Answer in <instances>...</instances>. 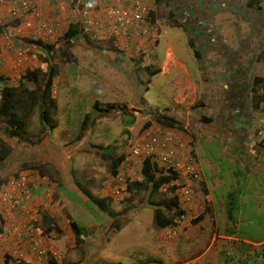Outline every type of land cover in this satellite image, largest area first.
<instances>
[{
    "label": "rangeland",
    "instance_id": "374dc122",
    "mask_svg": "<svg viewBox=\"0 0 264 264\" xmlns=\"http://www.w3.org/2000/svg\"><path fill=\"white\" fill-rule=\"evenodd\" d=\"M150 1L148 0V5L152 8ZM224 1L227 3V0ZM163 7H161V15L156 17V26L153 25L156 27L157 36L153 39L143 38L142 53L132 58H129L121 47L113 43V36L91 38L79 34L72 39L60 37L55 41L45 40L51 47L43 49L46 51V56L51 58L55 73L52 77V86L48 93L45 92L47 97L43 96L42 102L48 105L51 114L50 122H53L55 127L45 126V129H42V125H39V108L35 104L27 131L24 134L20 132L16 134L21 136L19 142L22 147H30L36 141L35 137H40L38 142L42 140L44 144L49 143L52 147L60 148L61 151L64 149L68 156L63 159L60 172L64 171L65 174V167L69 168L72 165L71 173L67 172L66 175L69 187L66 188L63 178H57L54 182L50 177L45 179L44 184L52 192V198L46 191V207L41 211L39 209V213L43 212L44 215L52 216L57 220L60 235L58 237L42 235L38 232L36 223L37 233L43 237L49 236L48 246L56 250L59 255L58 259L53 257L56 264H62L66 256L72 259L73 252L76 258L79 257L78 248L82 246L88 247L86 251L91 258L106 260L109 264H124L128 261L129 264H234L244 255L239 253L243 249L241 244L244 245L243 242H246L243 240L250 242L264 240V155L256 162L251 160L252 166L245 164L238 167L229 157L238 151L233 145L235 139L231 138L227 143V138L231 136V133L225 129L220 131L218 136L199 137L194 142L195 163H197L195 166L199 171V177L201 178V172L204 175L205 182L193 183V191L188 195V201L185 199L184 203L178 201L181 208L187 203L191 212H184L182 220L172 226L173 228L165 226L158 229L153 220L154 204L164 208V212L169 208L170 211L172 210L168 200L173 196V190H167V187L159 188V186L156 193L147 197V190L144 186L134 185L132 187L133 184H130L142 178L140 169L128 180L124 195L110 194L112 192L110 186L112 158L127 154L142 132L152 124L158 126L159 129H164L154 124L155 114L171 115L172 107L176 108V111L179 110V106L174 105L175 97L179 94L176 88L171 87V84L177 85L178 78H181V84H184L186 80L195 83L197 88L210 85L211 82L204 67L210 62L211 57L209 55L202 57L204 49L202 46L206 42V34L200 35L197 32L194 38V35L187 30L182 7L171 9V14L168 16L166 14L164 16L166 10ZM18 8L21 10L20 7ZM217 16L224 17L227 26H233L232 30L230 29L231 33L226 32L224 43L220 40L217 44L219 48L216 50L220 52V59L219 54L218 58H216L217 55L213 58L218 59L219 62L216 64L220 68L229 71L226 75L235 76L239 73L236 72L238 68L235 65L238 62L234 64L233 58L238 57L241 66H246V64L249 65L248 55L251 56L252 53L261 51V47L255 50L253 48L254 51H248L249 53L239 56V52L235 51L243 48L239 42L247 37L252 46L255 38L262 39V36L259 33L256 36L252 34L251 29L247 28L248 24H244L243 20L238 22L236 12L231 13L222 9L217 12ZM263 17L264 12L261 16L253 18L259 22L263 20ZM9 21L10 19L6 21L0 18V35L1 27ZM230 21L231 24L228 23ZM248 32L250 34H247ZM262 33L264 34V31ZM237 37L240 41H237ZM209 39L210 37L207 41ZM1 40L0 54L4 53L2 52L4 49L14 57V44ZM262 44L264 45V38ZM226 46L229 47L228 50ZM165 48H169L174 57L182 62L187 70V77H183L180 70L172 65L167 66L166 73L158 68L161 62L160 56ZM33 52L38 54L36 51ZM153 53L156 55V64L153 63L151 57ZM222 53L227 54L228 63L221 59ZM39 64L38 58L27 65L20 63L15 66L14 64V69H17L19 74H11L13 76L8 81V77L1 73L6 78L0 81V87L2 84L16 85L22 74L37 68ZM42 66L45 69L46 64ZM152 68L155 70L152 71ZM42 70L36 71L32 79L30 77L26 79V85L33 87L34 81H37L43 89V73L45 72ZM216 91L224 94L223 90L216 89ZM229 93L231 94L230 90ZM239 99L229 96L227 105L234 103V109L241 115L243 112L242 107H238ZM95 100L99 102L98 108L94 106ZM214 100L216 101L205 104L206 108H203V112L207 111L209 104L218 105L217 97ZM243 108L245 113L246 105ZM251 110L257 113L253 105H251ZM234 114H230L232 119ZM232 122L234 121L229 120V123ZM3 126L10 129L5 124ZM258 129L259 127L257 131ZM0 135L7 138L1 131ZM25 136L29 140H26ZM252 137L257 139L258 132L254 130ZM16 138L9 139L11 143H15ZM190 148L193 149L191 145ZM254 148L256 151L261 149L264 152V149L258 145ZM22 154L20 150L19 155ZM14 159L13 162L7 159L5 163L9 164L0 167V178L4 179L3 183L8 177L28 172V170L18 168L20 166L17 162L18 155ZM181 161L184 162V159ZM205 162L213 163V166ZM120 163L121 161L117 163L115 170L121 167ZM48 171L53 170L48 169ZM201 185L208 194L210 211L204 215L202 220L192 223L190 218L204 210L205 196ZM100 186L105 187L103 190L104 193L106 192L105 196L108 198V205L113 214L101 209L87 195L89 193L100 196ZM58 202H61L63 206L58 205ZM196 205L198 206L195 207ZM65 216L71 217L82 232L81 247L72 231L70 235L64 232L67 228L65 226L67 223L63 222ZM222 223L224 227L221 226ZM168 228L173 230L170 233L172 236L165 238L162 231ZM227 231L231 232L227 233ZM69 242L72 243L71 246ZM74 243L76 246L73 245ZM261 244L264 247V242ZM251 245L258 248L260 244ZM147 246L153 251L146 250ZM224 253H233L234 259L225 262ZM51 256L47 252L44 260H47V257L50 259ZM190 259L191 262H188Z\"/></svg>",
    "mask_w": 264,
    "mask_h": 264
},
{
    "label": "crops",
    "instance_id": "0c3cea01",
    "mask_svg": "<svg viewBox=\"0 0 264 264\" xmlns=\"http://www.w3.org/2000/svg\"><path fill=\"white\" fill-rule=\"evenodd\" d=\"M25 1L28 2V6L30 10L28 11L27 9L20 11L19 8H17V10L19 11L18 12L19 15L12 18H9L7 16V12L9 6L11 4H14L13 3L14 0L1 3L0 18L2 20L6 19V21L11 19L10 22L16 20V23L14 25L7 26V28L14 27L16 25L19 26L22 25L21 28L23 30V34L18 37L17 45L22 46L23 49L25 48L24 50L27 49L26 50L27 52L25 53L26 61L23 62L24 65H27L28 63H31L32 60H37L40 54H45L46 51L43 48L45 47L47 48L48 46L51 47L50 44L46 43L44 39H41L43 42L41 40L39 41L42 44L41 43L37 44L36 42L31 41L30 37L28 36L29 33L32 31L33 27L35 26V23L37 24L39 23L36 21H39L41 19L49 20L50 17L56 16L57 18L60 19V24L62 29L60 36L63 37V35L68 31L70 26L75 27L74 32L77 33V31H80L79 21L81 17L79 12L76 13V10H74L73 0H55L54 2H49V3L47 0H25ZM90 1L91 2L88 3V5L90 6H87L84 11V17L93 19L94 21H96L97 24L99 22H104L103 19L105 18V14H104L105 7L101 6L98 8L96 6L98 0H90ZM150 2L152 8H150L151 14L149 16L150 18L152 17L155 26L157 19L156 17L161 15V7L164 6L163 7L164 10H166L164 16L165 14L166 16L170 15L171 9L175 10L177 9L178 6L182 7L183 8L182 13L185 14V17L183 19H185L184 22L186 24L187 30H189V32L194 35V38H196L195 34L197 32L200 33V35L206 34L207 36L206 37L207 43L205 42L203 44L205 45V49L202 52L203 53L202 57L205 58L206 55H209L211 57L210 62L204 66L205 71L210 76V80H211L210 85L207 83L208 85H204L202 87L197 88V85L190 81L185 80V83L181 84V78H178L176 80L177 85L171 84V87L176 88L179 94L178 95L179 97L178 96L175 97V104H174L179 106V110L176 111V108L172 107L170 109L171 115L169 116L172 117L174 120H177L178 123L174 124L173 126L168 125L162 127L170 131H173L176 135H179L181 138H183L189 145L193 147L194 154H195L194 142L199 137L208 138L209 135L218 136L220 131L224 129L228 130V132L231 133V136L227 138L226 142L228 143L231 140V138L235 139L233 145L235 149H238L237 152L242 153L239 155V153L236 152L235 155H231V156L228 155V156L230 157L231 160H234V162L237 164L238 167L243 166L245 164H250L252 166L253 163L251 162V160L256 162L260 160L259 157H262L264 155V152L261 149L260 151L255 150L254 147L256 146L255 145L256 141L255 138L252 137V134H254V129L256 127H260V126L264 127V110L255 108L257 113H255L254 111L252 112L251 105L253 104H250V100L248 99L249 97L248 96L247 99L244 101V104L238 105V107H242L243 110L242 114L245 117L244 122L242 121L240 122V124L233 122V124L231 123V125L229 124L227 126V122H225L224 120L223 110L220 111L218 107L219 106L221 107V104H225V105L229 104V101L228 100L223 101L224 98H223V94H221V91L219 92L216 91V89L223 90V87H221L220 83L223 82L225 78L227 80L231 78L232 80H230L229 89H232V85L235 84L236 81L238 82V85L241 87L240 94L246 96L245 90L243 91L242 87L244 89H249L251 86L250 85L251 81L249 80L252 77V74L250 73L251 66L249 67L241 66L240 60L239 61L236 60L238 61V63L235 64L236 67L238 68L236 72L239 73L237 74L235 73L236 74L235 76H233L232 74H231L232 76L231 75L228 76L226 75V73H229V71L227 69L220 68L216 64V60H214L213 57L219 54L218 51L216 50V48H219L216 45V42L218 40L217 38L219 37L221 38L220 39L221 41H225L226 32H230V29L233 26V25L227 26L225 22V18L224 17L219 18L217 16V12H219L222 9H226L231 13L236 12L238 17V22L243 20V23L248 24L247 28L250 29H254L255 26L257 27V25L259 24L260 25L259 29L261 31H264V17L263 20L257 22V19L253 18L254 16L252 15L254 11L256 12L257 15H258L257 11L260 10L264 11V0H242V4L239 6L240 8H234L231 5L232 0H227V3L224 0H151ZM248 14H251V16H248ZM26 22L28 23L27 25L25 24ZM228 23L231 24V21ZM3 27L4 24L1 27L2 28L1 31L4 30ZM152 31L154 32V34H156L155 33L156 27H153ZM247 34H250V32H248ZM72 36L65 38L70 39L72 38ZM208 37H210V39L207 41ZM245 38H246L247 46H243V48H239L238 55L239 56H241L242 54L245 55L249 53L248 51H253V48L255 50L258 47H261L260 54H263L261 61L263 62L264 65V45L262 44L263 39L261 41L260 39L255 38L254 43L252 44V46H250L251 41L247 37ZM237 41H240L239 37H237ZM0 43L2 44V42ZM239 43L240 45H242L243 40ZM23 44L27 46H23ZM225 48H227L228 50L229 47L226 46ZM221 49L225 51L224 48ZM33 51H36L38 54H35ZM2 52L4 53L0 54V75L1 73H4V75L8 77L7 80L9 81L11 76L15 75V73L19 74L17 72V69H14V67L17 66L18 64L14 66L15 59L11 53L5 52L4 49L2 50ZM151 57L153 59V63L156 64L155 53H153ZM160 57H161L160 59L161 62L159 63L158 68L159 69L161 68L160 70L163 73H166L168 71L167 66L172 65L175 66L176 69L180 70V72L183 74V77H187V70L185 69L184 65L182 64V62H180L178 59L174 57L172 51L169 48H165L162 56ZM252 57L253 54L251 56L248 55L247 61H249V64H251ZM154 70L155 69L152 68V71ZM221 75H223L222 78H220ZM239 79L241 80L237 81ZM211 88L213 89V91H209L211 90ZM256 91H257V86H254L252 93H256ZM216 97H217V101L219 102L218 105L211 106L209 104L208 107L209 111L207 109L206 111L207 113L206 112L203 113L204 116H200V114L198 115L200 110V106L199 108L197 106L199 105L198 100L204 98V102H205L204 104H206L211 101H216L214 100ZM94 102L95 104L96 102L99 103L97 100H95ZM245 105H246V109L244 113L243 107H245ZM164 109L166 110V108ZM229 113H231L230 110L228 112H225V115H228ZM233 114L234 113H232V115ZM234 119L240 120L241 117L235 113L232 120L234 121ZM155 121L157 120L156 119L153 120V122ZM234 123L236 124L234 125ZM53 127H55V124ZM252 127H254L253 130H251ZM241 131H243V133ZM24 133L25 132H23V134ZM25 139L29 140V138L26 136ZM13 145H14V151L13 154L8 158V161L9 159L11 160V162L15 161L14 157L18 155L17 162L20 163V165L22 164V162H25L24 167H28V166L30 167V170L28 171L35 179H33L30 183L31 192L29 195L25 196L22 193L18 194L19 204L17 205L14 211L5 213L4 207L2 206L0 201V264H6L8 258L16 260V258H13L11 255L6 254V251L8 248L12 247V243L16 242L17 239H15V237L24 235L23 225L24 223L30 220L31 215L35 212L34 211L35 209L37 211L36 213L37 224L42 221V217H40V214H44V213L43 212L39 213V209L41 211L44 207H46V202H47L45 198L46 191L48 192L49 197L52 196V192L49 190V187L44 184L45 179L50 177L51 180L54 182V180L57 178H63L65 180L64 185L67 188L69 187L67 185L69 182L66 175L67 172L71 173V167H72V165H70L69 168L64 166L65 174L64 171L60 172L59 169L62 167L63 159H65V157H67L68 155L65 154L64 149H62L61 151L60 148L52 147L49 143L44 144V141L42 140L39 142V144L35 142L30 147H22L21 144L20 145L13 144ZM20 150H22L23 152L22 155H19ZM195 161H196V157H195ZM205 163L210 166H213V163L210 162H205ZM8 164L9 163L7 162L4 166ZM18 168H20V166ZM31 168H33L35 171ZM48 169L53 171H48ZM200 179L203 183L205 182L204 175L202 174V172ZM86 188L87 190H89L87 186ZM99 189L101 190L100 196H105L106 192L104 193L103 190L105 189V187L102 188L100 186ZM59 204L63 206L61 202L60 203L58 202V205ZM66 218L72 219L69 216L64 217V219ZM57 224L59 225V223ZM223 225L224 223H222L221 226ZM65 226L67 228L64 232L66 234L69 233L70 235L69 227L67 225ZM37 228H38V232L43 235L44 232H42V230L39 229L38 225ZM5 231H10L11 234L8 236L6 234L7 232ZM39 233H37L36 235L37 242L39 243L40 247L46 248L47 242L50 238L49 236L46 237L40 236ZM50 233L51 236L53 235L58 237L60 235V231L51 230ZM243 241H246L250 244H261L262 242H264V240H260L256 242L255 241L250 242L247 240H243ZM82 243L83 242H79L78 245H80L81 247ZM71 244L72 243L69 242V246H71ZM73 245L76 246V243H74ZM87 248H88L87 246H82L81 248H78V251L80 252L79 257L76 258V254L73 252L72 259L66 256L65 261L62 264H109V262H107L106 260H95L96 257L91 258L87 253L88 251H86ZM145 248L149 252L153 251V249L149 246ZM157 252L160 253L159 251ZM26 253L27 254H24L23 256V259L19 260V264H51L48 257L47 260H44L42 258H37L33 256V254H30L28 252ZM177 257L178 255L176 256V258ZM188 262H191V259ZM54 264L56 263L54 262ZM124 264H129V261Z\"/></svg>",
    "mask_w": 264,
    "mask_h": 264
},
{
    "label": "built area",
    "instance_id": "2783aa9c",
    "mask_svg": "<svg viewBox=\"0 0 264 264\" xmlns=\"http://www.w3.org/2000/svg\"><path fill=\"white\" fill-rule=\"evenodd\" d=\"M8 1L10 0H0V4ZM47 1L49 3L54 2L55 0ZM73 1L74 10H76V13L79 12L81 17L79 21V34L91 38L97 36H113V43L121 47L123 52L127 54L129 58L138 56L142 53L144 46V43L142 42L143 38L153 39L156 37V34H153L152 31L154 23L149 16L150 8L148 0H98L96 6L98 8L101 6L105 7L104 22H99L98 24L93 19L84 17V11L87 6H90L88 5V3L91 2L90 0ZM241 4L242 0H232L231 5L234 8H240L239 6ZM18 7H20L21 10H30L28 2L25 0H14V4H11L8 9L9 16L15 17L19 15V11L17 10ZM257 12L258 15L255 11L252 15L254 17L261 16L264 11L260 10ZM36 22L39 23H35V26L28 35L31 41H40L41 39L55 41L60 37L62 29L60 19L56 16L50 17L49 20L41 19ZM25 24L27 25L28 23L26 22ZM21 26L16 25L9 28L4 27V30L1 31L0 35L3 42L8 43L10 41L14 44L15 64H20L26 61L23 47L17 45L18 37L23 34ZM259 27L260 25H258L257 28L255 26L254 30L251 29L250 32L254 35L259 33L263 39L264 34L259 30ZM262 39L260 40L262 41ZM23 46H25V44H23ZM252 54L253 57L251 64H246V67L251 66V71L254 67L253 64H255V60L259 57L260 51ZM256 93H264V83L262 86L257 87ZM249 94L250 92L247 95ZM260 108H264V99L260 102ZM258 140L262 143L264 142L263 126H260L258 129ZM145 159H148L153 166L161 169L160 171L155 172V177L171 173L175 176L173 180L166 182V184H161L159 188L174 186L173 195L177 196V201L182 203H184L185 200L188 201V195L193 190V180L199 177V171L195 166L196 163L191 154L190 145L173 131L165 128L159 129L156 125H152L147 130H144L139 136V139L133 143L127 154L121 158V167L111 176L112 179L110 186L112 187V192L110 194L114 196L124 195L128 180L135 176L138 169H141L142 163ZM181 159H184V162H182ZM33 179L34 178L29 171L21 172L18 175L7 179V181L1 186L0 201L4 207L5 213L15 210L19 204V193L24 195L30 194V183ZM197 206L198 205L195 207ZM182 209L185 213L191 212L190 208L187 207V203H185V207L183 206ZM34 211L35 212L31 215L30 220L23 225L24 235L15 237V239H17L16 242L12 243V247L7 249L6 254L21 260L23 259L24 254H27L26 252H28L37 258L44 259L47 252H49L52 257L58 259L59 255L56 250L53 248L50 249L48 244L46 248H42L37 242V211L36 209ZM170 229L168 228L162 231V234H164L163 237L169 238L172 236L170 233L173 232V230ZM5 232H7L6 234L8 236L11 234L10 231Z\"/></svg>",
    "mask_w": 264,
    "mask_h": 264
},
{
    "label": "trees",
    "instance_id": "16d2710c",
    "mask_svg": "<svg viewBox=\"0 0 264 264\" xmlns=\"http://www.w3.org/2000/svg\"><path fill=\"white\" fill-rule=\"evenodd\" d=\"M10 18H12V17L10 16ZM15 23H16V20L11 21V22L9 21L6 24H4V27L14 25ZM74 28H75L74 26H70V28L63 35V37L67 38V37L72 36V35L75 37L76 32H74L75 31ZM220 39L221 38H218L216 45L218 43H220ZM34 42H36L37 44L41 43L39 41H34ZM222 43H224V41H222ZM242 46H247L246 38L243 39ZM202 47L205 49V45H203ZM204 49H203V51H204ZM237 52H239V50H237ZM226 57H227V54L222 53L221 59L224 60L225 63H228V60ZM262 57H263V54H260L258 59L255 60V64H253L254 67L251 71L252 77L249 79L251 81L250 88L244 89L242 87V90L243 91L245 90L246 96H243L242 94H238L241 91V87L238 85V82H236V81H235V84L232 85V89H229L230 80H232L231 78H229L228 80L225 78L224 81L220 83L221 87H223V90H224L223 98L225 99V101L227 100V98L229 96L230 97L232 96V98H235V99H239L242 97V99H239V101H237V102H238V104H244V101L249 96L248 99L250 100V103L253 104V107L261 109V110L263 109V108H260V102H261V100L264 99V93H252L254 86L260 87L264 83V65H263V62L261 61ZM216 58H218V55L216 56ZM237 58L238 57H236L235 60H233L234 58L232 59L234 64L236 62H238V61H236V60H238ZM38 59L40 61L39 66L37 68H34V69L29 70V71L25 72L24 74H22L20 79L17 80L18 83L16 85L11 86L8 84H2L0 87V131L7 137L5 139L4 136L0 135V167H3L6 164L5 162L7 161V159L13 154V151H14V145L13 144L20 145L19 139H21V136H18V134H16V132H20L21 134H23V132L27 131L26 129L30 123V115H31V112H32L35 104H37V106L39 108L38 118H39V123H40L39 125H42V129L44 130L45 126L48 128H53V126H54L53 122H50V120H51L50 109H49L47 104L44 105V102H42V97L46 96L45 92L48 93L49 88H51V86H52V77L55 73V70L51 64V58L46 56V54H40L38 56ZM219 59H220V52H219ZM216 62L217 63L219 62L218 59L216 60ZM43 64H46L45 69L42 66ZM42 69H44V70H42ZM38 70H42L45 72V73H43V75H44V80H43L44 83L42 82L44 85L43 89L39 86V83H37V81H34L33 87L27 86L26 82H25V80L28 79L29 77L31 78V77L35 76L36 71H38ZM222 77H223V75H221L220 78H222ZM3 80H5V77L3 75H0V81H3ZM240 80L241 79H239L237 81H240ZM229 90H230L231 94L229 93ZM249 92H250V94L247 95ZM204 103H205L204 98L198 100L199 105H197V106H198V108L200 106V110H199L200 116H204L203 108H206V105ZM98 104L99 103L96 102V104H95V102H94V106H96V108H98ZM233 104L230 106L227 104L226 105L221 104V107L220 106L218 107V109L220 111L223 110V113H224L223 116H224L225 122H227V126L229 124L231 125V123H229V120H232V118L230 117V114H232V113H236L238 116L241 117L240 120L234 119V122H236V123L240 124V122H242V121L244 122V119H245L243 114L240 115L235 111ZM229 110L231 111V113H229L228 115H225V112H228ZM155 115H156L157 121H155L154 124L157 123L161 127L162 126H168V125L173 126L174 124L178 123L177 120H174L169 115H164L161 113H158ZM84 122H85V120L82 122V127L84 126ZM146 123H148V122H146ZM236 123H234V125ZM4 124L7 125L8 127H10V129L9 130L6 129L3 126ZM232 124H233V122H232ZM254 130L256 132H258L257 127ZM12 137H17L15 143H11L9 138H12ZM38 138H40V137H35V140H36L35 142H37V143H39ZM255 141H256L255 145H258L259 147L264 149V142L263 143L260 142L258 140V138L255 139ZM191 154H192V156H194V160H195V154L193 152V149H191ZM122 156L123 155H118V156L112 158V160H111V174H115L116 170L114 168L117 165V163H119ZM22 160H24V159H22ZM24 163L25 162H22V164L20 165V169L30 170V167H24ZM160 170H161L160 168L153 166L148 161V159H145L143 161L142 167L140 169V173L142 175V178H139L140 180H138V182L137 181L134 183L131 182L130 184L131 185L133 184L132 187H134V185H136V187L144 186L147 190L146 196L149 197L151 194L156 193V190L158 189V187L161 184L169 182L170 180H173L175 178L173 173L164 174V175L162 174V175H158L157 177H155V172L160 171ZM199 170H200V168H199ZM199 178L200 177L193 180V183L199 181V184H202V181ZM3 182H4V179L0 178V187L2 186ZM173 188H174V186H169L167 188V190L172 191ZM202 188H203V186H202ZM203 191H204L203 195L205 197H204V207H203V205H202V207L204 208V210H201L200 213H198L194 218L191 219L192 223L199 222L200 220L203 219L204 215L210 211V203H209L208 194L205 192L206 191L205 188H203ZM87 195L101 209L106 210L109 214H113L112 210L109 208L108 198H106L107 196H97V195H91L89 193ZM177 200H178V198L176 195L171 196V198L168 200V203H169V205L172 206L171 207L172 210L170 211V208H169V209H167L166 212H164V208L160 207L159 205L154 204V206H153V220H154V224H155L156 228L159 229V228H162L165 226H171L172 227L174 225H177L178 222L182 220L183 213L185 211L179 206ZM40 217H42V221L40 223H38L37 225L39 226V229L42 230V232H44V235H50L51 230L60 231V228L58 227L57 221L52 216H47V215L41 214ZM64 221H65V223H67L70 231H72L75 240H78L79 242H81L83 240V235H82V232L80 231L79 227L77 226V224L70 218L63 219V222ZM229 232H231V231H227V233H229ZM243 243H244V245L241 244L243 249H241L239 251V253H243L244 255L242 258L236 260L234 262V264H264V247L261 246L263 244L258 245L257 246L258 248H256L248 242H243ZM232 255H233V253L232 254L224 253L223 254L224 261L225 262L232 261L234 259L232 257ZM49 260H50L51 264H54L55 259L52 256L50 257ZM6 264H19V260H13V259L8 258Z\"/></svg>",
    "mask_w": 264,
    "mask_h": 264
},
{
    "label": "clouds",
    "instance_id": "9594fccd",
    "mask_svg": "<svg viewBox=\"0 0 264 264\" xmlns=\"http://www.w3.org/2000/svg\"><path fill=\"white\" fill-rule=\"evenodd\" d=\"M151 14V11H150V13H149V15ZM151 20L153 21V19H152V17H151ZM153 23H154V21H153ZM77 35H79V31H77V33L75 34V37L77 36ZM157 36V35H156ZM74 36H72V38H75ZM71 38V39H72Z\"/></svg>",
    "mask_w": 264,
    "mask_h": 264
},
{
    "label": "flooded vegetation",
    "instance_id": "af4514ba",
    "mask_svg": "<svg viewBox=\"0 0 264 264\" xmlns=\"http://www.w3.org/2000/svg\"><path fill=\"white\" fill-rule=\"evenodd\" d=\"M60 37H61V36H60ZM60 37H59V38H60ZM59 38H58V39H59ZM58 39H57V40H58Z\"/></svg>",
    "mask_w": 264,
    "mask_h": 264
}]
</instances>
